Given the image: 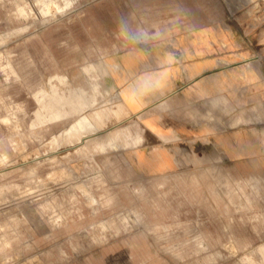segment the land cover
I'll list each match as a JSON object with an SVG mask.
<instances>
[{"label":"rangeland","instance_id":"1","mask_svg":"<svg viewBox=\"0 0 264 264\" xmlns=\"http://www.w3.org/2000/svg\"><path fill=\"white\" fill-rule=\"evenodd\" d=\"M209 59L217 141L148 129L133 79L168 95ZM123 126L136 145L98 148ZM0 264H264V0H0Z\"/></svg>","mask_w":264,"mask_h":264},{"label":"crops","instance_id":"2","mask_svg":"<svg viewBox=\"0 0 264 264\" xmlns=\"http://www.w3.org/2000/svg\"><path fill=\"white\" fill-rule=\"evenodd\" d=\"M200 63L195 64V76L191 78V81L194 84L193 88L184 87V89L178 92H172L168 95H159V90L156 89L154 84L155 80H165L162 74H148L144 73L138 75L133 80L142 81L144 85H139L138 83L131 85V91L138 92L141 91V87L144 86L145 89L142 94L143 97L140 101L137 100L142 105H145L144 108L137 109V116L145 114L146 125L149 129L150 125L153 123L160 125L161 122L165 120H177L176 122L182 124L185 129H193L195 131L194 140L199 144H206L212 142L213 140L217 141L218 129H219V111L230 112L234 108L233 101H229L226 98L225 104H219L218 100V91L221 90L219 86V78H217L215 73L210 70H207L208 67L212 65L211 59L199 61ZM251 61H246L242 64H248ZM140 86V87H139ZM92 90L94 85L89 86ZM138 87L140 89H138ZM143 88V87H142ZM75 91L76 95L81 97V108L75 109L73 103V96ZM66 101L62 106H57L55 111L60 112L64 111L66 114L71 111L82 110L83 107L92 104L94 102V96L91 93H87V90L83 87L78 88H68L65 92ZM158 97V99H154ZM128 105H134L133 99L129 95L124 96L123 98ZM62 107V108H61ZM64 107V108H63ZM239 107V106H238ZM242 107V106H241ZM66 108V109H65ZM249 109V106L247 107ZM256 109L258 114H261V104H257L253 110ZM152 116H150L151 114ZM155 115V117H154ZM88 117V116H87ZM95 118V116H93ZM97 117V116H96ZM258 122V134H261V116H257L254 120ZM83 125V132H89L85 136L93 135L98 133L96 130V124L91 118L88 117V121ZM150 124V125H149ZM233 121L227 124L228 128H232ZM73 123L70 128H73ZM132 127L134 126H123L113 131L109 129L101 132H105V135L100 143H98V148L100 150L113 149L117 147H132L136 145L137 140L132 138ZM229 135V133H225ZM163 143H171L170 134H157L156 136ZM233 155V154H232ZM233 157V156H232ZM217 158V156H210V159ZM200 162L204 160L201 156H198ZM214 173L213 169L210 168V174ZM217 175V170L215 171Z\"/></svg>","mask_w":264,"mask_h":264},{"label":"bare ground","instance_id":"3","mask_svg":"<svg viewBox=\"0 0 264 264\" xmlns=\"http://www.w3.org/2000/svg\"><path fill=\"white\" fill-rule=\"evenodd\" d=\"M90 118V117H89Z\"/></svg>","mask_w":264,"mask_h":264}]
</instances>
